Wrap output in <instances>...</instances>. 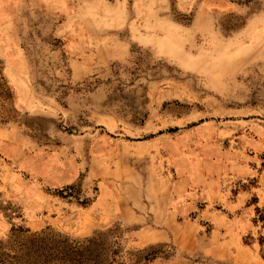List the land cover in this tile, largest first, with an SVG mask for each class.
Here are the masks:
<instances>
[{
  "label": "rangeland",
  "instance_id": "1",
  "mask_svg": "<svg viewBox=\"0 0 264 264\" xmlns=\"http://www.w3.org/2000/svg\"><path fill=\"white\" fill-rule=\"evenodd\" d=\"M232 15L245 23L225 32ZM1 64L15 98L0 117V239L116 226L124 264L150 247L139 264H236L214 257L215 204L160 230L173 171L264 117V0H0ZM67 185L78 197L55 194Z\"/></svg>",
  "mask_w": 264,
  "mask_h": 264
},
{
  "label": "crops",
  "instance_id": "2",
  "mask_svg": "<svg viewBox=\"0 0 264 264\" xmlns=\"http://www.w3.org/2000/svg\"><path fill=\"white\" fill-rule=\"evenodd\" d=\"M238 122L233 137L224 139L227 143L219 145L218 153L212 156L206 149L199 153L200 163L189 159L188 165L173 171L167 200L171 215L164 219L168 228L162 227L160 232H173L185 213L193 212L190 218L195 220L209 203L215 204L206 220L210 222V237L219 241L213 248L212 242L206 250L224 252L214 257L236 264H261L264 223L258 219L257 209L264 210V117L242 116ZM212 125L211 121L194 124L188 133L194 135L198 127ZM181 153L183 157L182 150Z\"/></svg>",
  "mask_w": 264,
  "mask_h": 264
},
{
  "label": "trees",
  "instance_id": "3",
  "mask_svg": "<svg viewBox=\"0 0 264 264\" xmlns=\"http://www.w3.org/2000/svg\"><path fill=\"white\" fill-rule=\"evenodd\" d=\"M245 23L244 18L232 15L228 24H221L225 32L233 31ZM145 57V56H144ZM142 58V57H140ZM5 66H0V117H10L11 109L4 112L5 104H13L14 90L4 74ZM5 120V119H2ZM73 185L55 189V194L66 197H78L69 191ZM94 199L80 201L82 205L90 204ZM258 219L264 223V210L257 209ZM121 235L116 226L98 231L83 239L72 238L51 228L32 231L28 227H12L10 234L0 239V264H124L122 260ZM263 239H260L262 243ZM146 249L129 252L130 260L135 264L148 262L157 256V252Z\"/></svg>",
  "mask_w": 264,
  "mask_h": 264
}]
</instances>
